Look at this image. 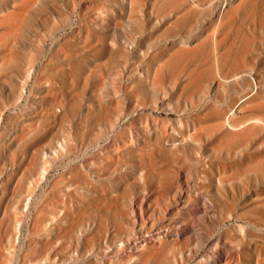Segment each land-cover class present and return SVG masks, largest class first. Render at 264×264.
Listing matches in <instances>:
<instances>
[{"label":"rangeland","instance_id":"374dc122","mask_svg":"<svg viewBox=\"0 0 264 264\" xmlns=\"http://www.w3.org/2000/svg\"><path fill=\"white\" fill-rule=\"evenodd\" d=\"M129 2L0 0V264H127L142 232L128 208L158 193L171 203L146 216L149 249L199 225L190 264H264V129L222 127L228 107L264 118V0ZM194 127L202 147L180 141Z\"/></svg>","mask_w":264,"mask_h":264},{"label":"bare ground","instance_id":"6f19581e","mask_svg":"<svg viewBox=\"0 0 264 264\" xmlns=\"http://www.w3.org/2000/svg\"><path fill=\"white\" fill-rule=\"evenodd\" d=\"M134 0H130L129 5L132 8ZM22 23V22H20ZM19 26V25H18ZM13 33V32H12ZM183 42V41H181ZM184 43V42H183ZM186 43V42H185ZM184 43V44H185ZM189 43V42H187ZM164 64V63H163ZM158 69V68H157ZM156 69V70H157ZM155 70V72H156ZM156 74V73H155ZM146 75L148 77H150L149 75V71L147 70ZM154 77V76H153ZM238 74L233 75L231 78L233 79H237ZM220 85L223 86V82L222 81H226V78H220ZM255 81V80H254ZM155 84V83H154ZM256 84V83H255ZM25 90V89H24ZM160 94L162 95H167L168 91L165 87L161 88ZM206 99V98H205ZM201 102H203V98L200 99ZM192 106H196L197 102H190ZM219 107V106H218ZM236 115H237V111L235 108L232 107H228V110L226 112L225 115V119L222 122V127H225L227 130L230 131V133L233 136H238V135H244L247 134L249 132H251L254 129H264V118L263 117H259V116H255V117H250L248 119H245L241 122L235 123L236 122ZM120 124V118L116 117L112 122H111V128H116V126ZM220 124V123H219ZM218 125V124H215ZM113 134V133H112ZM111 134V135H112ZM117 135V134H116ZM119 137H116L115 141L118 140ZM179 139V138H178ZM180 141H182L183 143H188V144H197L199 147L203 146L204 143V139L201 137H197L196 134V127H194L193 131L192 129H189L186 133H182L180 134ZM231 141V140H230ZM229 141V142H230ZM68 145V139L65 140V143H58V148L60 149H66V146ZM161 148V147H160ZM54 152V151H53ZM55 155H58L57 152H54ZM151 154V153H149ZM148 155V154H147ZM146 155V156H147ZM150 156V155H149ZM46 158V157H45ZM150 159V158H149ZM262 161V160H260ZM260 163V162H259ZM48 165H51V162L48 161ZM153 168V167H152ZM180 168V167H179ZM154 169V168H153ZM152 169V170H153ZM248 170H251L248 169ZM156 173V172H155ZM157 174V173H156ZM47 176V175H46ZM97 176V175H95ZM94 177V176H93ZM244 175L242 174H238L235 176L236 182H242ZM140 178L145 181L146 180V172L142 171L140 174ZM181 178V177H180ZM206 178V177H205ZM178 179V178H177ZM47 180V179H45ZM208 182L211 183H221V178L220 177H214L213 179H206ZM48 181V180H47ZM124 181V180H123ZM91 182V181H90ZM126 182V181H125ZM44 183V182H42ZM93 184V182H91ZM40 184V183H39ZM31 185V184H30ZM41 185V184H40ZM159 187V186H158ZM39 188V187H38ZM232 188V187H231ZM179 190L182 191V195L185 193V196L187 198H192L193 194H195V190L194 189H188L186 192L183 189L182 186H179ZM36 193V192H35ZM123 194V192H122ZM35 196V194H34ZM121 196V195H120ZM254 196V195H253ZM174 199H176L174 197ZM118 200V199H117ZM194 202L196 203V212L198 214H201L202 220L206 221L207 218L210 217V215L213 213L212 210H210L207 206V204L201 200H199L197 197H195ZM161 201H163L164 203H161ZM28 202V201H27ZM170 199L168 200H163V198H161V195L158 193V195L153 196L151 198V200L147 203L146 200L144 199H139L137 204H132L131 207L128 208V211L130 213H132V217L136 220V212H135V208L134 206H136L139 210V216H140V220L137 221V226L140 227L141 229V234H137V236L135 237H129L128 238V242L129 244L127 246H129V250L127 251V256L126 259L123 260V262H126L127 264H144L154 253V251H159V252H167L168 251V243L171 241V239H176V241L179 244V249L177 250V252L175 254L172 255V257L169 258V260L172 262V264H190L192 263L191 261H195V258L193 256H191L190 254H185V250H184V246L183 244L185 243L183 241V237H187L189 238H194L195 241L197 242V244L199 246L203 245L204 243V239H203V235L201 233V228L199 227V225H194L191 228L186 229L185 232H182L181 235H179L177 233V231L175 230H171L170 228L167 229L165 231V234L161 236V234H158V239L160 241V245L159 247H152L149 249V241L155 239V235L152 233L151 230H148L146 227V216H151L154 215L156 212V209L158 211H163V210H168L170 207ZM28 206V205H27ZM114 206V205H113ZM26 207V206H25ZM145 207L148 208L149 212L145 211ZM15 215L17 216L18 214L15 213ZM31 215V214H30ZM53 216V215H52ZM51 216V217H52ZM234 216V215H233ZM31 217V216H30ZM242 221V220H241ZM245 222V221H244ZM152 225V224H151ZM226 225V224H225ZM15 226V225H14ZM16 228V227H15ZM19 228V227H18ZM135 228V227H133ZM227 228V227H226ZM225 229V228H224ZM16 230V229H15ZM14 230V231H15ZM19 230V229H17ZM21 231V230H20ZM223 231V230H222ZM133 232H136V228L133 230ZM155 233V232H154ZM184 235V236H183ZM217 235V234H215ZM18 237V236H17ZM16 237V238H17ZM213 237H215L213 235ZM213 237H211L213 239ZM222 237V234L220 235V238ZM210 238V239H211ZM120 243H116V248L120 249L121 252L126 251L125 247L126 243L122 241V239L118 240ZM208 241V240H207ZM211 241V240H210ZM217 241V240H216ZM227 241V240H226ZM209 242V241H208ZM173 244V243H171ZM204 247V245H203ZM174 248V247H173ZM113 250V249H111ZM141 250H145V252L141 253ZM8 253V251H7ZM125 253V252H124ZM123 253V254H124ZM222 253V252H221ZM77 254V253H76ZM119 254V253H118ZM201 254V253H200ZM95 255V254H94ZM222 255V254H221ZM88 257V256H87ZM96 257V256H95ZM106 257V256H105ZM109 257V256H108ZM198 257V255H197ZM208 259L206 263L204 264H219V259H218V255H214L212 252L207 251L205 255H203V259ZM224 258V256L222 257V259ZM96 259V258H95ZM164 259V258H163ZM161 261V260H160ZM164 261V260H163ZM194 263V262H193ZM201 264V263H200ZM221 264V263H220Z\"/></svg>","mask_w":264,"mask_h":264}]
</instances>
